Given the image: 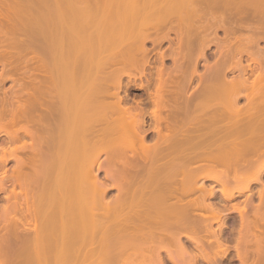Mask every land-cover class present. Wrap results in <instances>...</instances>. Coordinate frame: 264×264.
<instances>
[{
  "label": "bare ground",
  "instance_id": "1",
  "mask_svg": "<svg viewBox=\"0 0 264 264\" xmlns=\"http://www.w3.org/2000/svg\"><path fill=\"white\" fill-rule=\"evenodd\" d=\"M70 1L73 7L75 1ZM83 1L89 3V14L103 2L97 6L95 0ZM125 1L114 0V6H119L109 8L108 15L119 17L108 30L103 29L104 34L93 19L82 28L79 21L72 24L81 32L85 28L78 42L84 53H74L76 63L66 67L72 78L78 77L74 82L68 72L51 67L45 50L32 49L23 40V50L0 51L3 60H26L30 78L19 83L26 98L15 93L11 99L0 96V137L8 142V147L0 148V161H14L10 171L4 170L11 185L2 205L6 227L0 233V264H165V256L174 264H194L197 254L188 250L182 236L200 245L199 227L209 219L220 221L223 214L206 201L215 192L204 185L207 179L220 183V192L229 199L249 190L254 182L260 184L261 207L246 215L250 194L243 205L233 206L242 212L241 224L248 230L236 241L235 251L241 264H264V150H260L264 146V46H259L260 40L264 42V0H175L178 4L169 5L171 9H166L164 0ZM79 9L75 7L74 13L81 14ZM226 13L230 26L224 25V31L230 34L235 26L246 25L250 33L233 41L216 39L220 58L208 78L218 82L203 86L200 104L186 92V83L197 71H187L183 65L177 67L182 83L174 84L163 77L166 69L157 68L150 112L137 102L123 104L122 77L144 74L148 40H161L163 32L158 34L163 28L165 38L174 30L180 49L184 47L190 55L197 46L202 55L214 36L210 28L222 26ZM248 51L258 66L251 80L242 75L245 68L235 58L236 53ZM68 52H60L61 59L70 58ZM27 53L32 56L26 58ZM30 59L34 68L29 67ZM228 67L239 68L240 74L226 83ZM131 69L140 70L135 74ZM4 77L0 74V81ZM136 86L143 88L145 83ZM242 89L249 114L237 106ZM147 113L153 120L152 142L146 141ZM23 134L30 141H22ZM102 153L106 161L99 164ZM99 170L104 172L103 179L98 177ZM229 181L235 183L230 189L224 186ZM0 182L1 189L4 182ZM110 188L116 193L108 200ZM19 210L25 222L20 223ZM214 242L222 250L221 240L216 237ZM199 255L212 257L205 248H200Z\"/></svg>",
  "mask_w": 264,
  "mask_h": 264
},
{
  "label": "rangeland",
  "instance_id": "2",
  "mask_svg": "<svg viewBox=\"0 0 264 264\" xmlns=\"http://www.w3.org/2000/svg\"><path fill=\"white\" fill-rule=\"evenodd\" d=\"M60 1L62 2V4ZM64 1L65 0H0V41L2 39V42H0V51L1 50L2 51L13 50V52H15V50L16 51L23 50L24 49L23 47L26 45H29V46L31 45L30 47L32 49L37 48V50L40 49V51H41V49H42V51L45 50V53L47 52L46 53L47 55H44V54L43 55L48 61L51 60V61H49V64L50 65L52 64L53 68H57V67L59 68L60 67L65 73L68 72L69 73V74L67 73L69 75L68 78H69V80H71L70 82H72L73 80L74 81L78 80L77 76L75 77L73 75L74 78H72L70 76L71 75L70 69L76 63V62H74L75 60H74L73 54L76 53L77 51L83 50L80 47L82 44L80 45V43H78V42L82 39V38H80L81 37L80 35H83L82 37H84V34H82V33H83V30L85 29L84 28L81 32L80 27H77V25L74 27V25H75L74 23L76 21H79V22L81 21L82 24L86 23V24L81 25L79 22H77L78 25L81 26V28H82V27H85L84 25L90 24L89 22H91L93 19L94 23H96V29H98V31L102 29L101 33H100V31H99V33L104 34L105 32L103 31V29L108 30L107 27L110 28V25H112L115 22L113 20H116L115 16H117L114 13H113L114 18H112L113 15H108V14H110V12L108 13V10H110L109 8L113 7L114 8L113 10H115V8L118 7L119 5L115 7L114 5H116V3H114V0H105V3L103 0L102 5L98 6V4L101 1L95 0L97 2L100 1L97 4L94 3L98 7L95 6V9H94L95 12L93 10V11H91V14H89L90 12H88V11H90V10L87 7L89 5V3L85 4L86 2H84L83 0H79V1L74 0L75 2H77V4L74 2L75 7L76 8L78 7L81 9V14H80L79 13L80 11H77V10H76L77 12L74 13L75 12L74 11L75 10L74 3H73V7H74V9H73V7H71L72 5H70V3L67 2L68 0L66 1V3H68L70 5L69 7L66 5V3H64ZM89 1H91V3H92V1H94V0H87V2H89ZM115 1H118V0H115ZM164 1H166L165 2L166 3L165 7H167L166 9H171L172 5H173V7H175V5L178 4V2H176L177 0L176 1L173 0V2H172V0H164ZM168 1H169V3H168ZM70 2H73V0H71ZM78 2H80V3L78 4ZM175 2H176V4H175ZM120 4H121V2H120ZM62 5L64 6V8L62 7ZM169 5L171 6V8ZM70 7L73 11L70 9ZM83 8L88 9V10L86 9V11L88 13L86 11L84 12L85 14L87 13L86 14L87 16H85V14L82 13L85 10L84 9L82 11ZM110 11L112 12V10H110ZM214 12H215V14L221 13V10H215V11H213V13ZM224 15L228 18L224 20V24L222 26L217 27L216 29L214 27L210 28L211 33H214V36H212V39H211L212 41L210 40L208 42L209 45L207 47H205L202 55L200 54L201 52L199 51L197 46H194L191 48L190 55H187L185 53L186 51L184 52V49H185L184 47H182L184 49L181 48L183 50L182 51L177 44V36H176V32H174V30L173 31L170 30L168 32L166 38L164 36H163L164 37L163 38L162 37L163 33L167 31L166 28H163L161 30V32L158 34V36H159L163 32L162 35L160 36L161 40H158V41L148 40L145 43L146 44L145 47L148 50V63H146L143 66V68L145 69L144 74L141 76H139L137 74V72L141 68L138 70L131 69L130 70L131 73L137 74V76L135 78L133 76L129 77L128 75H124L122 77V80H121L122 86H121V90L119 91V93L121 96H123V101H124L123 104H126L128 102V103H133L135 105L136 104L135 102H137V104H136L137 106H142V107L146 108V110L148 112H150L151 111L150 109L152 108V101H151L152 93L155 90L156 81H157V77L159 74V70H157V68L163 67L164 69H166L168 71V73L169 72L172 73V74H170V73L169 74L168 73L163 74V77H166V79L169 83H173V84L175 82L182 83L181 75L177 73L178 72L177 67H179L180 65L181 66L183 65L187 71L190 70L191 68H194L195 71H197L196 74L192 75L191 81L189 83H186V92H187L188 96L195 95L196 96L195 102L197 104H200L202 102L203 86H205L211 82L212 83L218 82L216 79L210 80L208 78V76L212 75V72L214 71L213 69L216 66L215 64H216L217 60L220 58V53H219L220 50H219L218 46L215 44L216 39L217 40H219V39L220 40H227V39L232 40L233 38H235V36H245L246 34L250 33V31L246 28V25L245 26H239V27L234 25L235 30L233 32H231L230 34H228L226 31H224L223 26L224 25L230 26V16L227 13ZM118 17L119 16H117V18ZM86 18L88 20V23H87ZM245 18H247V17H245ZM83 19H84V21H83ZM89 19H91V20H89ZM109 19L110 20L112 19L111 22L112 21L113 22L111 23ZM72 24H74V25H72ZM64 28H65V30H64ZM79 29L81 32V33L79 32L80 34L77 33V30L79 31ZM165 29H166V31H165ZM5 38L12 39L13 41H15L14 44L17 43V44H19L20 47L17 44H16L17 47H16V45L11 44V43H10L11 44L10 45L7 42L8 39L6 41ZM21 40H23L27 44L26 45L24 44L22 46V44L24 42L22 41L23 42L22 43ZM8 45L14 46V48L10 47ZM259 46H261V47L264 46V42L262 40L259 41ZM250 49H251V47H250ZM58 50H61V51L58 52ZM64 50L71 52L72 55L69 52L67 54L68 56H70V58L66 57L64 59H61L62 56H59V53L64 52ZM56 51L58 54H54V53H56ZM82 53H84V50L82 51ZM224 53H225V55L228 54V52H224ZM53 54L56 56L54 57ZM60 54H62V53H60ZM141 55L142 54H140L138 56L140 57ZM29 56L31 57L32 54L27 53L26 58L27 57L29 58ZM50 56H52V58H50ZM58 56L60 58H58ZM16 58L15 57H14V59L11 58L10 59L11 62L8 58H6V60H5V58H4V60H3V58L2 59L0 58V74L5 76L4 79H1V81H0V90H1L0 96L1 97L7 96L8 98L10 97L9 99H11L12 98L11 96L14 97L15 96L14 93H15L17 97L19 95V97L22 99V98H26L28 95L24 92L22 85L20 86V84H19V83H23V81L29 82V80H30V78L27 77L28 76L27 73L29 72V70L24 66L25 65L24 61H26V60H22L23 58L17 60ZM190 58H191V60H190ZM235 58L240 59L241 65L242 64L246 65V67L244 65H242L244 68H247L245 70V72L242 73V75L251 80L253 74H255V72L257 71L258 66L252 62V60H251L252 56L250 54V51L236 53ZM235 58H234V60H235ZM12 59H13V62H12ZM193 60H194V63H193ZM31 61H33V60L30 59V62ZM97 61L98 60H96V62ZM99 61H100V59H99ZM228 63L230 64V59H229ZM249 63H251L249 66H251L253 68H251V69L248 68L249 66L247 64H249ZM29 65H28L29 67H31V65L35 66V63L31 62ZM52 65H51V67H52ZM23 66L25 68H23ZM66 67H70V69H66ZM17 68L19 70H17ZM175 69H177L176 72H175ZM63 71L60 70V72L64 73ZM199 74L203 75L201 80H199V77H198ZM239 74H240L239 68L228 67L225 70V77H226L225 82L227 83V82L233 81L232 79L234 77L238 76ZM62 75L63 74H61L60 76H62ZM57 78L60 79L58 81L63 80L62 79L63 77H57ZM64 80L66 81L65 78H64ZM35 81L37 82L38 79H35ZM139 83H145V87L137 88L136 85ZM25 86L23 85V87L26 89H27V87L30 88V86H26V87ZM3 92L6 94H2ZM72 92H74V91H72ZM74 93H73L72 97H75V96L77 97V95H74ZM244 93H245V90L242 89L241 95L237 98V106L239 108L241 107L240 109L243 110L244 112H246L245 114H247V112L250 108L248 106L249 104L247 102V98L244 95ZM145 98H146V100H145ZM214 102H216V100ZM16 104H17V102H16ZM219 106L220 105L218 103V109L220 108ZM39 108L40 107H38V109ZM221 108H224V106L222 107V105H221ZM220 110L221 109H219V112H221ZM223 111H225V110H223ZM249 111H251V110H249ZM37 112L39 113L38 110H36V113ZM248 114H249V112H248ZM146 115H147L146 116L147 125L145 126V128L149 130L148 133L146 134V141L152 142L151 140L152 139L154 140V137H155V132L150 128V127H152L151 125L153 124L152 123L153 120H151L152 117L149 113H147ZM222 119H220V120H222ZM225 120H226V118H225ZM225 122H222V123H225ZM218 123L217 124L220 126L221 121H219ZM16 128H17V126H16ZM21 139L24 142L30 141L29 140L30 137L27 135H24V134L22 135ZM7 145H8L7 138L5 136H1L0 137V148L3 146H7ZM260 150L263 151L264 146H262L260 148ZM105 156L107 157V155H105L104 153H102L100 155V157L98 158L99 164H100V162L104 163L103 161H106ZM13 163H14V161H12V160H8L7 162H4V163L2 161H0V181L4 182V184H3L4 187H2L0 189V218L3 216V215H1L2 212L4 214V212L6 210L2 205L5 204V202H6L5 194L7 193V190L11 185L4 178V170L10 171L12 165H14ZM217 168L220 169L221 166H218ZM97 173H98V177H101L102 179L104 178L103 170H99ZM229 176H230V173H229ZM261 180H262V182H264V173L262 174ZM200 182H201V180H198L197 184H199ZM204 185H206V187H212L215 190L214 194L212 196L208 197L206 201L214 203L217 206V208L220 209L221 213H223V214L221 216L220 221L210 222V219H209L206 224H202L200 227L198 226L199 227L198 235L203 237V239L201 240L202 243L200 245H196L186 236H182V241L186 245L188 250H190L194 254H197L194 264H241L240 259L238 258L237 253L235 251V245H236V241L238 240V238L241 235L247 233L248 230H246L247 226H245L244 224H241L240 215L242 212H240L238 209H236V210L233 209V206H236V205L238 207L241 206V204L244 203L245 198L250 194V199H249L250 204H249V206L245 212L246 215H248V214L251 215L252 210L254 208H256L257 206L261 207L262 203L260 202V199L258 196V189L260 187V184L254 182L251 184L249 190L244 191L240 195H235L233 198H230V199L228 197H225L224 195H222V193L220 192V188L222 187V185L220 183H216L213 180L207 179L204 181ZM234 185H235V183L233 181H229L227 184H224V186L227 187L228 189L232 188V186H234ZM115 193H116V189L110 188L107 191L105 198H107L109 200L112 196L114 197ZM21 211H23V210H19L18 212L16 211V215H18V216L20 215L19 216L20 223H21V220H22V222H25V220H26L24 217L20 219V217H22L21 215H23ZM200 211L203 212L204 214L208 215V211L199 210V212ZM20 212H21V214H20ZM3 217H2V219H0V233H3L4 229H5L4 227H6V226H4V225H6L5 224L6 222L3 221V219H4ZM20 223H19V225H21ZM258 225L262 226V223H259ZM255 231H256V233H258L257 229ZM261 231L259 233L261 235H263V233ZM216 237L221 240L222 250L215 246L214 240L216 239ZM252 237H254V236H252ZM200 248H202V249L205 248L206 251H209L210 254H212V257L211 258H201V256L199 255ZM163 256H165V254ZM164 258H165L164 259L165 264H174L168 258H166V256ZM247 259H248L249 263L253 259L252 253L250 251H249V255H248ZM18 260H20L19 257H18ZM253 264H258V262L254 261Z\"/></svg>",
  "mask_w": 264,
  "mask_h": 264
},
{
  "label": "flooded vegetation",
  "instance_id": "3",
  "mask_svg": "<svg viewBox=\"0 0 264 264\" xmlns=\"http://www.w3.org/2000/svg\"><path fill=\"white\" fill-rule=\"evenodd\" d=\"M251 63H249V64H247L248 66L250 65ZM242 65H244L245 67H246V65L245 64H242ZM249 69H251V68H253V67H251V66H249L248 67ZM247 68H245V70H246ZM198 77H199V75H198ZM199 80H201V78L199 77Z\"/></svg>",
  "mask_w": 264,
  "mask_h": 264
}]
</instances>
